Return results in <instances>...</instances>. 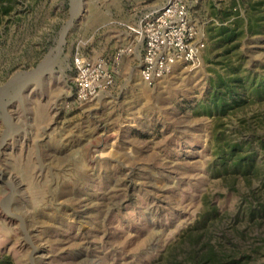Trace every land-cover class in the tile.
<instances>
[{
  "label": "rangeland",
  "instance_id": "374dc122",
  "mask_svg": "<svg viewBox=\"0 0 264 264\" xmlns=\"http://www.w3.org/2000/svg\"><path fill=\"white\" fill-rule=\"evenodd\" d=\"M163 1L0 0L2 264H167L203 229L264 264V0H193L205 47L149 85L130 29ZM129 48L107 91L72 99L74 56ZM235 76L215 109L213 80ZM233 144L258 172L215 171Z\"/></svg>",
  "mask_w": 264,
  "mask_h": 264
},
{
  "label": "built area",
  "instance_id": "2783aa9c",
  "mask_svg": "<svg viewBox=\"0 0 264 264\" xmlns=\"http://www.w3.org/2000/svg\"><path fill=\"white\" fill-rule=\"evenodd\" d=\"M193 0H164L155 9H148L131 28L140 51L139 76L147 84L171 74L177 66L196 63L205 47L204 37L192 18ZM119 50L114 60L88 59L74 56L72 66V99L88 103L113 85L114 61L130 53Z\"/></svg>",
  "mask_w": 264,
  "mask_h": 264
},
{
  "label": "trees",
  "instance_id": "16d2710c",
  "mask_svg": "<svg viewBox=\"0 0 264 264\" xmlns=\"http://www.w3.org/2000/svg\"><path fill=\"white\" fill-rule=\"evenodd\" d=\"M223 35L230 31L228 27L223 28ZM235 37V33L229 34ZM228 36V35H227ZM219 80H213L214 95L217 101L212 102V106L219 111H222L224 107H228L229 101L237 103L239 96V89L243 87L241 78L238 76L230 78V81L225 82L220 77ZM233 84V85H232ZM225 95V96H224ZM240 99V98H239ZM210 108V107H209ZM229 150L225 154H221L220 160L217 162L218 167L215 171L218 174H226L229 171L239 173L241 175H247L248 173L258 172V167L253 164L250 155L242 156V145L233 144L229 146ZM250 205L251 202H250ZM248 215L250 219H256L264 216V205L258 208L250 206ZM205 220H213L217 216L216 209H212L207 213ZM213 234L205 229L198 231L195 234H186L180 240L178 249H172L169 251L166 259L167 264H242L243 260H248L250 256L246 255H234L230 252L228 254L225 250L224 244L218 240L212 241ZM224 237V236H223ZM225 243L231 244L227 238ZM233 252V251H232ZM257 252V251H255ZM3 260L0 259V264Z\"/></svg>",
  "mask_w": 264,
  "mask_h": 264
}]
</instances>
